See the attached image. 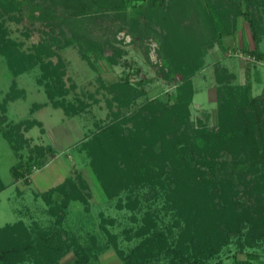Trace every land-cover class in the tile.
<instances>
[{
	"label": "trees",
	"instance_id": "1",
	"mask_svg": "<svg viewBox=\"0 0 264 264\" xmlns=\"http://www.w3.org/2000/svg\"><path fill=\"white\" fill-rule=\"evenodd\" d=\"M141 1L147 5L136 11L134 25H141L139 18L143 16L148 19L144 27L162 26L158 54L167 67V78L179 74L182 80L173 94L159 99L147 98L145 90L132 87L129 71L108 84L98 77L101 86L112 94L106 101L108 109L113 101L117 107H127L141 96L146 97L145 103L129 116L122 115L120 109L110 111L109 121L96 123L80 142L79 150L89 158L104 195L108 199L118 197L117 208L139 210L143 200L137 191L146 188L152 200L164 201L161 208L171 213L170 223L161 225L158 213L150 209L140 220L133 215L132 220L139 224L133 231L126 228L123 232L125 240L137 242L126 251L119 248L116 237L104 225H112L114 219L110 217L101 218L102 235L90 229L83 232V227L78 234H70L61 222L71 200L85 202L83 190L87 185L68 178L36 195L54 218L52 226L35 222L30 228L19 219L0 227V264H61L68 251L73 258L64 264H103L100 255L110 247L122 264H222L214 259L224 245L220 230L226 221L229 233L238 235L241 248L264 243V97H252L249 85L225 89L220 83L221 72H216L215 124L207 126L198 118L194 125L189 115L192 78L205 66L207 53L222 43V37L234 35L239 17L251 36V43L245 42L241 51L264 61V51L259 47L264 35V0H0V15L21 13L22 5H29L32 11L40 12L37 16L29 12L31 20H46L47 26L60 30L64 22L60 14L120 11L131 2ZM185 20L193 25L189 36H182L178 30L177 25ZM54 42L44 41L35 46L34 54L19 56L0 21V53L14 73L23 71L33 58L41 61L53 56ZM96 50L95 57L106 60L103 44ZM117 50L108 63L118 64ZM82 57L93 65L90 55ZM41 70L39 82L46 83L48 102L35 103L34 109L49 103L68 118L87 110L89 103L82 98H67L75 84L64 86L61 66L41 62ZM89 97L97 102L91 93ZM34 125L44 130L40 121L25 120L14 126L15 133L20 127L27 131ZM17 138L15 142L8 135L18 154L9 172L13 182L27 184L33 171L46 164L41 158L52 147L36 146L25 156L18 151L28 147L29 141L20 134ZM6 187L0 178V192ZM122 192L124 198L119 197ZM259 259L258 252L250 251L243 259L234 255L231 264H255Z\"/></svg>",
	"mask_w": 264,
	"mask_h": 264
},
{
	"label": "rangeland",
	"instance_id": "2",
	"mask_svg": "<svg viewBox=\"0 0 264 264\" xmlns=\"http://www.w3.org/2000/svg\"><path fill=\"white\" fill-rule=\"evenodd\" d=\"M34 2L43 3L44 0H33ZM146 5L147 2L144 1L131 2L127 8L120 11L90 12L81 16H71L68 12L60 14L64 20L60 24L63 32L58 27L47 26L46 20H31L29 12L36 16L40 12L38 9L32 11L29 5H22L21 13L0 15V21H3L8 36L13 41V51L19 56L34 54L35 46L41 45L44 41L48 43L55 41L52 44L55 53L53 56L43 57L41 61L33 58L34 62H29L20 73H14L6 56L0 53V178L7 186L0 192V227L19 219L30 228L35 222H41L45 227L52 226L54 218L47 212L43 199L36 195L63 183L68 178L79 184L82 180L87 185L86 190H83L85 202L71 200L66 209L65 220L61 222L70 234L73 231L78 234L83 227V232L90 229V232L102 235L101 218L110 217L114 219L112 225L108 223L104 225L116 237L119 248L126 251L137 242V239L125 240L123 232L126 228L133 231L139 224V221L132 220L133 215L140 220L144 212L150 209L158 213L161 225L170 223L171 213L161 208L164 201L152 200L146 188L137 191L143 200L141 204L143 207L139 210L117 208L118 197L108 199L104 195L88 164L89 158L79 150L80 142L85 139L86 134L95 129L96 123L109 121L107 117L110 111L120 109L122 115L129 116L145 103L146 97L141 96L127 107H117V103L113 101L108 109L106 101L112 94L101 86L98 77L108 84L118 80L124 71H129L132 87L139 91L145 90L148 93L147 98L159 99L166 98L167 94H173L182 80L179 74L167 78V67L162 64V57L158 54L162 26L153 24L144 27L148 19L143 16L139 18L141 25L133 23L136 11ZM188 22L185 20L177 25L182 36L193 33V25ZM235 27L236 30L240 29V32L235 31L238 37L241 34L243 36L244 25ZM228 36L232 35H224L222 43L215 45L207 53L205 66L192 78L194 94L189 105V115L194 125L198 118L207 126L216 122V86L219 85L216 81V72H221L220 83L225 89L249 85L252 97L260 95L264 97V64L250 59L241 51L240 41L237 45L235 42L231 44ZM100 44L104 46L102 56L107 57L106 60L95 57ZM259 47L264 51V35ZM116 49L118 50L115 57L118 64L108 63L107 59L113 56ZM84 55H90L93 65L87 63L82 57ZM47 61L64 69L62 75L64 86L75 84L67 98L73 100L79 97L89 103L85 112L68 118L60 108H53L49 103L37 109L33 108L32 105L35 103L48 102L46 83L39 82L42 74L41 62ZM90 93L97 102L89 97ZM25 120L40 121L44 130H40V125H34L27 131L20 127L15 133L14 126ZM19 134L29 141L28 147L18 151L25 156L36 146L52 147V151H47L41 158L42 161L47 160L46 164L33 171L27 184L23 181L13 182L9 172V167L17 161L18 154L13 150L8 135L15 141ZM124 196V192L119 195L120 198ZM143 196L147 199H143ZM237 208L238 211L241 210L240 206ZM228 229L229 224L226 221V227L220 230L224 245L217 250L214 260H221L222 264H231L234 255L243 259L246 252L252 251L258 252L260 258L255 264H263L264 243L252 248L245 246L241 248L237 240L238 235L230 234ZM72 258L73 253L68 251L60 262L64 264ZM100 259L103 264H122L113 247L102 253Z\"/></svg>",
	"mask_w": 264,
	"mask_h": 264
},
{
	"label": "crops",
	"instance_id": "3",
	"mask_svg": "<svg viewBox=\"0 0 264 264\" xmlns=\"http://www.w3.org/2000/svg\"><path fill=\"white\" fill-rule=\"evenodd\" d=\"M238 25H244V30H245V33H243V36L242 34L239 35L238 37V33L236 32H240L239 30H236V32L234 33V35L232 36H228L229 40H230V43L232 44L233 42H235V45L239 44L240 43V46H242L243 44H245V42H247L248 44L251 43V36H250V33H249V30L247 29L246 27V23L243 22V20L240 18V20L238 21ZM228 41V40H227ZM240 41V42H239ZM229 42V41H228ZM239 42V43H238ZM243 42V43H242ZM228 46H232L230 44H227ZM32 175V174H31ZM30 179H31V176H30Z\"/></svg>",
	"mask_w": 264,
	"mask_h": 264
},
{
	"label": "built area",
	"instance_id": "4",
	"mask_svg": "<svg viewBox=\"0 0 264 264\" xmlns=\"http://www.w3.org/2000/svg\"><path fill=\"white\" fill-rule=\"evenodd\" d=\"M248 57H249L250 59H252V60H255L254 57H252V56H250V55H248ZM260 62L264 64V61H263V62L260 61Z\"/></svg>",
	"mask_w": 264,
	"mask_h": 264
}]
</instances>
